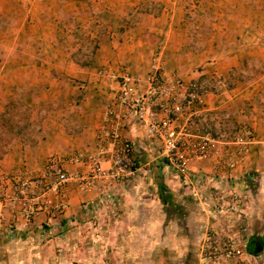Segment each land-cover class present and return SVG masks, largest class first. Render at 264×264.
Returning <instances> with one entry per match:
<instances>
[{
	"label": "crops",
	"instance_id": "obj_1",
	"mask_svg": "<svg viewBox=\"0 0 264 264\" xmlns=\"http://www.w3.org/2000/svg\"><path fill=\"white\" fill-rule=\"evenodd\" d=\"M99 1L103 2L100 13L104 17L114 9L129 13L139 8L128 3L123 7L125 0ZM159 1L158 10L145 11L135 21L127 18L126 23L120 24L121 36L112 32L113 21H102L103 31H96L98 47L90 64L83 66L74 62L71 48H59L55 38L48 40L60 25L54 14L57 9L51 5H81V2L46 0L49 5L46 69H36L34 82L22 73L26 69L21 68L9 72L10 81L4 80L3 75L0 77V114L5 101L20 84L29 86L31 94H25L27 100L37 110H43L42 116L31 119L38 124L35 144L0 155V176L26 181L29 191L18 194L36 204L28 214L18 204L7 201L0 204V242L21 234L34 236L44 242L41 247L46 249V264H166V253L169 259L171 256L170 264H190L186 260L191 255L181 258L180 254L196 250L200 227L209 225L212 219L208 205L203 202L207 188L198 184L192 188L197 196L193 195L191 188L161 158L158 144L147 138L133 120L122 129L123 137L135 150L132 177L124 182L99 179L87 189L80 180H70L61 193L52 189L43 198L45 188L52 187L55 180L53 174H45L48 161L61 160L62 171L81 179L88 174V163L85 160L76 163L74 159L98 153L99 134L107 125V110L121 112L124 108L117 100L124 75L139 81L135 87L130 86L133 94L135 89L142 91L147 87L146 79L153 64L160 65L167 77L205 83H211L215 77L224 79L239 66L241 55L222 52L212 56L209 44L194 46L186 29L183 7L176 1ZM241 39L235 38L236 48ZM222 96L208 91L202 97L207 112L203 123L209 126L211 135L225 132L227 122L222 114L227 109H232L234 122L243 120L237 108L242 102L236 96L233 103L224 101ZM251 126L255 131V123ZM255 136L258 137V128ZM258 143L255 140L249 146L243 163L233 170L228 167L216 170L215 159L194 161L191 169L207 177L206 187L218 186L219 181L225 180L241 189L242 212L248 227V233L242 235L243 248L247 253L256 250L260 254L264 252V151H257ZM236 150L235 146L228 149ZM103 167H110L108 157ZM4 191L10 194V185ZM2 251L5 252L0 243ZM4 262L9 264L7 259Z\"/></svg>",
	"mask_w": 264,
	"mask_h": 264
},
{
	"label": "rangeland",
	"instance_id": "obj_2",
	"mask_svg": "<svg viewBox=\"0 0 264 264\" xmlns=\"http://www.w3.org/2000/svg\"><path fill=\"white\" fill-rule=\"evenodd\" d=\"M28 1H31V4ZM174 1L179 7H183L186 29L194 46L209 44L212 56L222 52L242 56L238 61L239 66L229 71L224 79L215 77L210 80L211 83L198 82L205 86L206 92L223 95L224 101L230 100L233 103V96H236L238 101L242 102L243 105L237 107L240 109L239 117H243L241 122H234L232 109H227L222 114V117L224 115L229 117L225 132H235L238 128H245L251 132L253 143L255 140L259 142L255 145L257 151H264V0H164L165 3ZM79 2L81 5L64 6L65 3L51 5L53 9H57L54 14L60 19V25L50 34L48 40L55 38L59 48L62 46L71 48L74 62L83 66L90 64L98 47L96 31H103L105 25L103 26L102 21H113L112 32L121 36L122 28L118 26L126 23L127 18L135 21L134 18L139 14L145 11L152 13L161 5L159 0H125L123 7H127L128 3L136 4L139 8H134L129 13H126V10L118 12L114 9L104 17L100 13L103 2L99 0H79ZM46 7L49 8L46 0H0V77L3 75L4 80L10 81L9 72L21 68L26 69L22 73H26L31 82H34L36 69L40 71L46 69ZM121 7L119 9H122ZM50 14H53V10ZM97 23L100 24L99 27H94ZM212 38L214 40H211ZM235 38L238 40L242 38L238 48ZM64 48L60 50L64 51ZM41 55L44 59L39 60L38 57L41 58ZM45 78L46 76L43 79ZM219 86L222 89L217 93L215 89ZM28 89V85L20 84L8 97L9 99L4 100L6 106L0 114V155L5 151H15L20 146L26 148L33 146L36 142L38 124L31 119L42 116L43 110H37L36 105L27 100L25 94L28 95ZM254 123L255 131L251 126ZM257 128L258 137L255 136ZM253 143L248 145L247 149ZM203 177L200 186L204 185L207 188L203 193V202L208 205L212 219L210 218L209 225L200 227L201 238L196 250L180 254L181 258L191 255L189 261L186 260L190 264H194V261H197V264H213L212 261L203 258L204 229L216 235L219 241L234 239L241 246L244 243L242 235L248 233L246 217L242 212L244 206L241 189L235 186L228 187L231 184L225 180L219 181L218 186L206 187L207 177ZM217 191L222 192L225 197L230 193L238 196L236 213L224 211L221 215L216 214L217 202L214 194ZM222 207L225 210V206ZM0 243L5 250L0 253L1 264H6L5 259L9 264L12 261L15 264H46V249L41 247L44 242L38 241L34 236L21 234L16 239H5ZM164 256L168 259L166 264H170L171 256L170 259L167 253ZM221 264H264V252L249 257L245 255L228 259L221 261Z\"/></svg>",
	"mask_w": 264,
	"mask_h": 264
},
{
	"label": "built area",
	"instance_id": "obj_3",
	"mask_svg": "<svg viewBox=\"0 0 264 264\" xmlns=\"http://www.w3.org/2000/svg\"><path fill=\"white\" fill-rule=\"evenodd\" d=\"M162 71L160 65L153 64L146 79L147 87L142 91L134 88L133 94H130V86L135 87L139 81L124 75L117 97L124 108L121 112L111 108L107 110V125L99 134L98 153L86 157L77 156L74 159L76 163H84V160L88 163V174L81 179L77 175L62 171L61 160L48 161L45 174H53L55 180L52 187L45 188L44 200L46 193L52 189L61 193L64 184L70 180H80L87 189L99 179L124 182L132 177L135 150L132 143L122 135V129L131 120L141 128L147 138L158 144L161 158L180 176L184 184L191 188L193 195H196V192L192 188L200 184L204 177L193 173L192 162L215 159L216 170L222 167L233 170L243 163L248 153L247 146L253 143L251 132L238 128L235 132L211 135L209 126L203 123L207 118L202 100L207 93L205 86L198 81L187 82L180 78L167 77ZM221 89L219 86L215 91L219 93ZM222 118L226 122L229 119L228 115ZM231 146L237 147L238 150L228 151ZM106 157L110 161L109 168L103 167ZM8 185L12 190L10 194L4 191ZM28 191L29 185L26 181H19L15 176H0V204L4 201L12 205L18 204L22 211L28 214L36 204L18 194L24 195ZM214 198L217 202V215L224 211L237 212L239 199L235 193L225 197L222 192L217 191ZM204 230L203 258L213 264H221V261L245 255L253 256L234 239L219 241L216 235L209 233L207 229Z\"/></svg>",
	"mask_w": 264,
	"mask_h": 264
},
{
	"label": "trees",
	"instance_id": "obj_4",
	"mask_svg": "<svg viewBox=\"0 0 264 264\" xmlns=\"http://www.w3.org/2000/svg\"><path fill=\"white\" fill-rule=\"evenodd\" d=\"M248 252H249V251H248ZM249 253L252 254V255H256V254L258 253V251H256V250H252V251H250Z\"/></svg>",
	"mask_w": 264,
	"mask_h": 264
}]
</instances>
